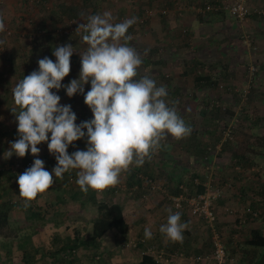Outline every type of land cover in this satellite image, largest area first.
<instances>
[{"label":"rangeland","instance_id":"1","mask_svg":"<svg viewBox=\"0 0 264 264\" xmlns=\"http://www.w3.org/2000/svg\"><path fill=\"white\" fill-rule=\"evenodd\" d=\"M52 1V0H50ZM116 0H106L105 3V10L107 12H112L117 6L118 3L115 2ZM29 3H26V5H22V0H0V17L3 18L5 23V31L4 33H0V41H3L2 44H0V66L3 64L4 66L11 65V61L16 58V51H19L20 48L18 45L21 44L22 52L30 53L35 52V44H32V35H39L42 32L36 31L39 30L42 27L43 20L45 19V13H48V11H43L42 8H45L46 5L37 4L39 2L38 0H29ZM35 2V3H32ZM164 0H156L154 1V4L158 5V8L155 7V10H150L149 8L145 9V17L149 16L147 12H151L152 15L147 17V24L143 27H136V36L133 38L131 42L129 41V45L134 47L137 52L141 55L142 58L149 59L150 56L155 53H158V51H151L150 48H152V45L155 44V42H158L159 45L157 46L159 48V54L161 56H158V58H169V60H173V68L172 73H169V76L166 77L167 79H174L178 76V79L182 81L184 77L189 76V81L192 82V78H194L193 70H199V72L209 73L212 75L214 74L213 63L216 61L214 58L216 57L217 52L213 51V47L211 46L208 48V50L204 53L205 56L203 57V44L198 42L195 43V36L196 32L199 31L200 25L202 24L201 21L198 20L199 23L196 25H191L192 20L191 19H183L180 20L177 24L176 31L172 34H164L159 35L155 34V28L153 26L157 25L160 29L164 27V24L166 22H169L171 25L169 27L174 26V23L176 22V19L172 18L171 15H174V13H171L170 9H164L160 8ZM140 6L137 10H143V8L148 7L147 3L140 4V2H137ZM134 4V3H133ZM128 6V4H122L125 8V6ZM164 5V4H163ZM156 6V5H155ZM197 6V5H196ZM84 5L82 4V9ZM181 7V6H179ZM189 8V7H188ZM191 10V7L189 8ZM150 10V11H149ZM167 10L166 15H162L161 11ZM193 11V10H192ZM175 12H181L180 10H175ZM195 12V11H193ZM83 15V14H82ZM166 17V18H165ZM47 18V17H46ZM198 18V17H197ZM234 20V19H233ZM118 22V20H116ZM236 21V20H234ZM113 22H115L113 20ZM237 22V21H236ZM61 28H64L61 27ZM69 28V27H68ZM168 30V29H167ZM61 30L56 31V35L61 36ZM7 32H10V35L7 34ZM177 32V33H176ZM25 37H24V36ZM20 36V40L16 41V37ZM23 36V37H22ZM244 36V35H243ZM41 37V38H40ZM40 42L43 43L45 38L43 37V34L40 36ZM60 39V37H58ZM205 40V38H202ZM243 42L247 44H252L251 38H237L235 42ZM199 45V47H197ZM40 45H38L39 47ZM41 47V46H40ZM88 46L84 44H78L75 48H73V55L71 57V64L74 62V57L76 55H79L86 51ZM173 48L172 52L169 50ZM212 48V49H211ZM181 49V50H180ZM175 50V51H174ZM241 53V52H240ZM237 54H233L230 56V60L234 62L237 65V62L234 60V57ZM32 57L35 58V54L32 55ZM80 57V55H79ZM245 58V56H244ZM243 58V59H244ZM55 56H53V61H55ZM17 61V60H16ZM36 61L35 59L33 62ZM20 63V61H17ZM197 62L201 63L200 67L197 66ZM2 63V64H1ZM196 64V66H193ZM234 64V66H236ZM209 65L211 67H209ZM232 64H230V68L227 70V72H222L228 74L230 73L229 77L233 76V73H235V78L232 79L231 82L228 84L225 83H219L218 91L220 96L213 95L210 97L209 105H216L219 106L223 111L229 106H232V111H234V116L225 117L220 121V124L223 126L222 129V135L223 139L226 138V133L228 130H231L235 133L236 131H240L241 126V119L242 112L245 111L247 116H250L248 121H246V136H244L248 142L243 145V154H245L247 157L251 155V157L256 156L255 159V165L252 167H249L246 170H240L237 171L236 168L232 165L231 160L229 159V155L220 156L218 153L219 151L214 153L213 159L220 160L222 159L223 162L226 161V164L224 163V173H218L216 172L215 177L220 181L222 185L227 181L226 178H228L229 181L232 183V187L227 189L226 195H225V201L230 202L227 204L220 205L217 203V212L218 216L220 217V222L218 225H216L217 229H220V231L223 233L224 241L227 248V263L226 264H255L257 258L256 253L261 250V256L259 257V264H264V249H256L247 247V249L242 251V253L239 251L236 256L234 254V251L237 247H240L243 249L245 247L246 240L251 238V232L254 230H259L264 235V71L262 68H258L257 64L248 61V59H244V61L240 64H238L236 67H234ZM2 68V66H1ZM6 69H9L8 67H4ZM181 68V69H180ZM180 69V72L176 71ZM194 70V71H195ZM236 70V71H235ZM74 71L73 68H71V72ZM5 72V71H4ZM1 73V71H0ZM162 81V80H161ZM229 93L231 96H229ZM225 94L222 98L221 96ZM229 96V97H228ZM231 98V99H230ZM9 99V98H8ZM1 99L0 101V170H3L5 166H10L15 162H24L26 158H30L29 161L32 163L34 162V159L39 158L44 161V166L46 170L49 172H52V169L56 166L57 161L53 155H51L48 151L47 143H42L38 145V147L41 149V152L38 157H34L30 151L24 158H20L13 154L11 157H9V150L10 145L12 142H15V140L18 139V133H17V121L15 118V115L10 112L11 110V101L9 100ZM194 100V98H193ZM229 100V102H228ZM173 99L169 100V105L172 103ZM195 101V100H194ZM197 101V99H196ZM195 101V103H196ZM193 102V101H192ZM202 103V102H201ZM200 104V103H199ZM182 106L177 105L176 110L178 114L182 113ZM224 108V109H223ZM77 116L76 123L79 125L81 122L86 121L87 119H92L93 115L91 114H81L79 111L74 112ZM181 116V115H180ZM202 115L193 114L192 117H190V122L192 124V130H201V121H202ZM194 118V119H193ZM193 120V121H192ZM245 123V124H246ZM256 124V125H252ZM251 127V130H248L247 128ZM245 129V128H244ZM86 131V130H85ZM237 135V134H236ZM231 137L233 139V133L231 134ZM192 137H186L180 140H176L175 138L171 137L170 135L167 137L166 140L172 141L173 145L171 146L170 143H166L165 141L162 142L161 148L158 150L157 157H161L163 155H167L168 153H172L176 156H184L187 157L190 154V151H186L182 148L184 144L181 145V142H184L186 140H189V142L194 141L195 144L198 142L197 139L191 140ZM229 139V138H228ZM204 141H208L204 138ZM254 143L252 147H250L247 144ZM195 144L194 147H191L192 154H195V150L197 149ZM259 145L261 149H254V146ZM210 145V144H208ZM170 146V147H169ZM219 147L221 145H218ZM87 143L86 138L78 140L74 142L73 145L69 146L68 152L69 154L73 153L76 150H86ZM167 147L170 148V152H167ZM194 148V149H192ZM254 149V150H252ZM28 156V157H27ZM219 157V158H218ZM197 164H187V171H199L198 173H204L207 174L206 168L196 167ZM77 171L76 170V178L77 177ZM207 173H206V172ZM213 171H216V169ZM236 172H242L243 175L237 174ZM228 175V176H227ZM205 177V175H204ZM122 178V175H121ZM54 184L53 186L47 190L46 193L38 195V197L31 202V207L39 209L40 206V212L44 214L45 216V224L49 225L44 230V237L41 238V235L39 237H35V239L31 238L30 246L33 250H38L46 252V251H52V250H59L68 238H75V236L79 233L82 237L85 239L89 238L93 235L94 231V221L98 218V215L100 213V207L99 205L105 203L104 201H113L116 204L124 205L123 208L126 210L125 216L127 218V221L130 224L129 232H128V241L129 240H138L139 237H143V239L146 240V243L144 245H141L137 249H129L127 248L125 244H122L120 242V236H118L116 231H112L109 233L105 238L102 240V249L101 253L108 254L110 257L109 264H139L138 259L142 258L143 252L146 251L148 248H153L154 250L158 251L164 248H160V244L156 242H149L148 239L145 238L144 234L137 233L136 222L138 223L139 219L142 218V216H139L137 211H140L141 209L147 207L150 203V200L152 199L150 196H146L144 198H137L139 200L134 199V194L128 193L126 189L122 190H116L114 193L107 192L109 189L105 190L102 194H97V204L94 202H87L85 207H81L78 203L79 197L76 196L74 198L71 196V189L68 188L67 185L63 186L62 180L60 178L58 183L55 182V176L53 174ZM61 180V181H60ZM225 180V181H224ZM76 179L73 182H70L72 186H75V188H78V184L76 183ZM121 181H125V179H121ZM206 181V179H205ZM222 181V182H221ZM123 182H120L122 184ZM147 186V184H144ZM62 186L60 189L59 187ZM176 186V184H175ZM119 187V186H118ZM59 188V190H57ZM138 190V189H135ZM150 191H152V188H149ZM78 191H81L80 189ZM169 191V190H168ZM13 192H9L10 196L13 197V201H17L18 203H22V197H20L19 193L16 192L15 195ZM107 192V193H105ZM70 193V194H69ZM172 193V192H171ZM170 193V194H171ZM172 195V194H171ZM174 195V193H173ZM60 198L63 197L65 202L67 203V208L61 205V209L63 210L62 215L59 216V219L57 217H54L53 213L54 211H48L47 204L51 202L52 198ZM21 198V199H20ZM254 198V199H253ZM223 199V200H224ZM258 202L260 206V212L261 217L255 221L248 222V225H243V227H240L241 225V218L239 214L235 213L237 208H239L242 205L248 206V203L251 201ZM259 200V201H258ZM136 201V202H135ZM244 202V204H243ZM24 204V203H23ZM142 206V207H141ZM38 207V208H37ZM228 207H231L234 209L232 213L230 212L232 209ZM148 211H150V208H147ZM146 210V209H145ZM188 211V210H187ZM49 212V215H48ZM189 212V211H188ZM143 214V212H142ZM147 215V214H146ZM144 215V216H146ZM17 220H22L20 213L19 215H15ZM27 217V214H26ZM191 217V215H190ZM192 218V217H191ZM190 218V219H191ZM51 219H54L51 221ZM57 221H56V220ZM197 230L199 229V233H202L204 236V233L207 235L208 230L205 226L206 223L203 221H194V219H191ZM240 222V223H239ZM29 224L26 223V228L28 230V234L31 232H34V229L31 228V224L35 225V227L40 228L41 222H33L29 221ZM198 223V224H197ZM194 226V225H193ZM25 227V226H24ZM42 227V226H41ZM49 227V228H48ZM190 232L191 230H185V232ZM9 233V232H8ZM24 234V233H23ZM30 235V234H29ZM138 237V238H136ZM29 238V239H30ZM43 240V241H42ZM206 243H205V255H208L212 252V242L209 236H206ZM127 241V242H128ZM171 244V248H172ZM246 248V247H245ZM171 250V249H170ZM176 250V249H172ZM166 251V249H164ZM79 262L77 264H103L101 259H97L95 262L90 261V252L79 250L76 253ZM147 256L153 255L152 253H147ZM59 255L56 257V260L53 258L49 259H41L38 255L35 258L36 262L34 264H60ZM14 264H19V261L14 260ZM196 264V263H195Z\"/></svg>","mask_w":264,"mask_h":264},{"label":"clouds","instance_id":"2","mask_svg":"<svg viewBox=\"0 0 264 264\" xmlns=\"http://www.w3.org/2000/svg\"><path fill=\"white\" fill-rule=\"evenodd\" d=\"M110 12L87 17L76 31H82L87 49L80 55V72L77 79L62 84L71 72V44L57 45L53 55L38 60V70L24 76L11 90L12 109L17 121L18 139L12 142L9 157L24 158L28 152L38 157V145L47 143L48 151L57 161L52 172L44 161L36 158L33 165L18 175L19 195L29 206L38 195L44 194L53 184V174L63 178L70 170L77 171V184L87 193L98 195L120 183L121 174L131 166H142L150 160L170 135L176 140L190 136L192 128L169 105L168 92L157 86L149 75L141 76L142 57L129 45L133 39L129 28L136 18L114 23ZM5 23L0 17V33ZM3 41H0L2 44ZM90 90L85 94V85ZM63 88L68 97L84 95V103L93 118L77 125V116L71 105H61L57 94ZM55 90V91H53ZM86 130V131H85ZM86 150L69 154L74 142L85 139ZM188 227L181 222L180 212H171L159 231L172 242H182ZM145 238H152L150 228Z\"/></svg>","mask_w":264,"mask_h":264},{"label":"crops","instance_id":"3","mask_svg":"<svg viewBox=\"0 0 264 264\" xmlns=\"http://www.w3.org/2000/svg\"><path fill=\"white\" fill-rule=\"evenodd\" d=\"M139 1L140 0H116L115 2L118 3V6L116 8L120 7L122 3H124V4H128L129 7H134V9H138L140 5L137 2ZM164 1L165 2H162L164 5L163 4L160 5L161 6L160 8L170 9L171 13L172 12L174 13V15H171V17L176 19V22L174 23L173 28L169 27L171 25L169 22H166L164 24V27L163 28L160 27V29L157 28L158 27L157 25L153 26L155 28V32H154L155 34L164 35V34L174 33L178 25L177 23L180 20L183 21V19L185 18L191 19L192 20L191 25L193 26L199 23L198 22L199 20L202 22V24L200 25V28H199L200 30L195 33L196 34L195 43L198 42L199 40V43H201V45L203 44L202 45L203 46V50H202L203 57L205 56L204 53L211 46L213 47V51L217 52L215 53L216 57L214 58L216 62L213 63V65L211 66L213 67V70H214V74L212 73V76L214 77V80H218V86L209 85L206 83H203V85H201L200 87L195 86L194 78H192V82L189 81L190 78L189 76H187L188 74L186 75V77L182 79V81L178 79V76L174 78L173 80L166 79L167 81H164V82L161 81V76L164 75L168 77L169 73H172L173 60H169V58H167V60L161 57L158 58V56H161L159 54V48L157 47L159 45L158 42H155V44L152 45V48H150L151 51L153 52L158 51V53H155V55L152 54L150 56L151 58L147 59L148 61L146 62L147 63L146 69L148 70L142 71L141 69L142 67L140 68V70L142 71V72L139 71L141 73L140 74L141 76L149 75L152 79L156 81V84L158 87L164 86L166 88L168 92V96L166 99L168 102L169 100H171L177 95L179 99L181 98V100L186 101L184 107L182 108V113H180V115L184 119L185 123L189 125L190 127H192V124L189 123L190 122L189 118L192 117L193 114L197 113L200 116L202 115L201 114L202 112H205V111L210 112V113L212 112L210 111L211 110L210 107L208 109L210 97H212L215 94L216 96L218 95L220 96L219 91H218L219 83L228 84L229 82L232 81V79H236L235 73H233V76L231 77H229L230 73L228 74L224 73V72H227V70L230 68V64H232L233 66L235 64L234 62H232V60H230L231 55L237 54L234 57V60L237 62V65L242 63L244 59L247 58L248 61H251L257 64L258 68H262V70L264 71V17H261L256 13L257 10H261V9L264 10V0H250L249 1L251 15H249L248 18L242 23L234 21L233 18H231L225 12L210 13L207 16H201L197 14L196 12L192 11L193 6H196V5L203 6L204 4L218 2L220 0H164ZM129 4H133V6ZM179 6H181V10H180L181 12H175V10H178ZM155 7L158 8V5L153 3V5H151L150 10L156 11ZM188 7L189 8L191 7V10ZM243 37L244 38L250 37L252 44L251 45L247 43L243 44L244 41L235 42L237 38L240 39ZM202 38H205V40H203ZM197 47H199V45H197ZM172 50L173 48H171L169 51L172 52ZM75 62L76 61L74 60L73 64H71V68H73L74 71H76ZM200 64L201 63L197 62L198 67H200ZM1 66H0V71H1L0 73V101L3 98L4 100H7L9 98L11 101V110H12L14 109V107H16V105L14 104L13 93L11 90L19 82L17 79L19 78V75L15 76V73H12L13 69L10 65L4 66L2 64ZM193 66H196V64H194ZM211 66L209 65V67ZM4 67H8L9 69L4 70L5 69ZM222 67H224L223 68L224 72H222V69H221ZM32 68L33 70L38 68L37 61L35 62V65ZM180 69H178L176 73L180 72ZM22 70H21V73H22ZM25 71L27 70L24 69L23 72ZM74 71L70 72L69 76L64 78V80L62 81V84H68L70 83L72 79L78 78L77 76L73 75ZM206 74H209V73H206ZM85 87L87 86L85 85ZM87 90L88 89H85V94ZM57 94L61 97V100H60L61 105H71L73 112L79 111L81 114H91L90 109L84 103V95L77 93L76 95L70 98L67 96L66 91L63 88H61V90H59ZM224 95L225 94H223L221 98ZM229 96H231L230 93H229ZM193 98L197 99L196 103L193 100ZM228 105L229 106H227V108H230V110H232V106H230V104ZM224 108L227 109L226 107ZM11 110L10 112H12ZM212 114L215 115L214 112ZM201 131L204 132V125L202 126V122H201ZM211 134L208 133L206 135L201 136V138H199V141H200L199 143L201 145H204V144L207 145L211 143L213 140ZM204 138L208 141H204ZM167 141L168 140H165V145ZM169 142H170V145L172 146L173 142L172 141H169ZM169 147H167L168 149L167 152L171 151ZM187 158H189V161L187 160ZM212 160H213L212 163H214V170L216 169V171H213L214 175H216V172H218L219 174L224 173L225 166H223V164L224 163L226 164V161L223 162L222 159L220 160L212 159ZM202 161L203 160H201L198 157H193L189 155L187 157L176 156V155H173L171 152L161 157L154 156L150 160H146L145 163L142 165L144 170L149 172V174H145V172H142V173L145 176L149 177L152 181L154 180L153 182L157 184V186L161 188L162 190L150 191L149 188L151 187L148 185L145 186L143 183H141V181L138 182V184H136L132 190H130L128 189V187L126 186L127 184L125 183V181L127 182L128 180L127 178L122 184L119 183L118 185L112 187V188L117 187L116 190L126 189L128 193L134 194V199L136 201L139 200L137 198H144L146 196H150L152 198L147 207L141 209L140 211H137L138 215L142 216V218L139 219L138 223L136 222L135 229H137L136 231L137 233L144 234L145 228H150L152 231V238L148 239V241L156 242L160 244L161 245L160 248L166 249V252L168 254H183L185 258H191L194 256L204 255V252H205L204 236L202 233L198 232L199 229L197 230V228L195 227L196 223L194 224V222L191 220L194 218L190 217V213L187 211V209H185L181 214V222L187 223L188 227L186 229L191 230L190 231L191 233H189L188 231L185 233L183 232L184 238L182 242L174 243L170 241L164 234H162L159 231L160 226L165 224L167 221L169 210L175 213L172 209V205L169 200V197L171 196V194L173 195V193L174 195H177L179 193L178 188H177L178 184L187 183L188 185H190L189 184L190 178L194 176V173H197L196 175L200 174L202 177L205 175L204 178H206L207 174H204V173L198 174L199 171H192V172L187 171L188 169L187 164L194 163V164H197L196 167L201 168L198 165ZM133 166L130 167V169L133 168ZM130 169L127 172H124L123 174L130 172ZM74 173L76 174L75 169H74ZM121 179H123V177L120 178V180ZM4 183L6 184V190L2 188L3 190H5V192L3 191V193L0 196V206L2 203V198L10 202V204L13 203V197L10 196V194L8 193V190L9 188H12L14 183L13 181L11 182L8 181V179H7V182L6 180H4ZM135 189H138V190H135ZM15 193L16 192H14L13 194L15 195ZM229 203L230 202H227L226 204L228 205ZM121 206L123 208L124 205H121ZM41 207L42 206H40V208ZM147 208H150L151 210L148 211ZM8 212L9 214H8L7 222L2 221L1 227H0L2 228L0 231V260H5V261L8 260L9 262H11L10 264H14L13 263L14 260L19 261V259H21L22 257L24 258V252H22L18 246L19 241L25 242L28 248L31 250V251L29 250L31 253V256L29 255L30 257L33 256L34 258H36L38 255L41 259H44L45 257L46 258L51 257L52 253L54 254L56 253V255H58L57 250H52L51 252L50 251L44 252V250L40 251V249L33 250L32 247L29 245L31 238L35 239V237H39L40 235H41V238L45 236L44 230L45 228H47V226H49L48 224L47 225L44 224L42 227L39 226L40 228L35 233L30 232L29 233L30 235H29L27 233L28 230L26 228V223L29 224L28 222L30 221L26 219V214H28V208H25L24 210H22V209H16L15 207L12 206V208ZM125 212L126 210L123 208L124 217L126 218ZM19 213H20L22 220H17L15 217V215L16 214L19 215ZM194 221H197V220L194 219ZM127 223L129 222L127 221ZM129 227H130V224H129ZM16 228H19V230L17 231ZM139 238L140 239L138 240L143 239V237L142 238L139 237ZM71 239L73 240L74 237ZM9 244L10 246H8ZM171 244H173L172 248H171ZM172 249H176V250H172ZM186 251L188 254L186 253ZM141 261H142V258L138 259V263H140ZM169 264H172V263H169ZM188 264H193V263L189 262Z\"/></svg>","mask_w":264,"mask_h":264},{"label":"trees","instance_id":"4","mask_svg":"<svg viewBox=\"0 0 264 264\" xmlns=\"http://www.w3.org/2000/svg\"><path fill=\"white\" fill-rule=\"evenodd\" d=\"M34 1V0H33ZM39 2H37V4H42V5H46L47 6L45 8H42L43 11H48V13H45V19L43 20V24L42 27L39 30L36 31H41L42 33L39 35H32V44H35V52H30V53H26L25 51L22 52L21 49V44L18 45L20 50L16 51V58L13 59L11 61V67H12V73H15L16 75H19L18 81L22 80L24 78V76L29 75L33 70V66L35 65V62L39 59H42L44 57H49L50 59H53V51L54 48L57 45H65V44H71L73 46V48H75L78 44H84L87 46V44L82 40V35L84 34L82 31L78 32L75 31L73 33L70 34H66L65 31L68 29L69 24L71 22H74L76 24H80V23H86L87 22V17L90 15H95V14H103L104 12H107L104 8L105 6V1L106 0H38ZM154 1L156 0H140V4L143 3H147L148 7L143 8V10H135L134 7H129V6H125V8L123 6H120L118 8H115L111 13V15L114 18V23H119L124 21L125 19H129V18H136V23L133 24L129 30H128V35H131L133 38H135L137 32H136V27H143L147 24L148 21H146L145 23H140V20L143 19L145 17V13L147 8L151 9V5H153ZM26 3H29V0H22V5H26ZM35 3V2H32ZM82 4L84 5L83 9H82ZM123 4V3H122ZM211 4H217V2H212ZM132 5L133 4H129ZM83 14V15H82ZM118 20V22L116 21ZM64 28H61L63 27ZM61 30V36L60 39H58L57 35L55 34L56 31ZM4 33V32H2ZM43 34V37L45 38L44 42L41 43L40 42V36ZM24 36V35H23ZM22 36V37H23ZM25 37V36H24ZM40 37V38H39ZM20 36L16 37V41H19ZM134 40V39H132ZM131 40V41H132ZM130 41V42H131ZM38 45H40L38 47ZM35 54V58L32 57V55ZM151 58V57H150ZM36 60L33 62V60ZM20 61L17 62V61ZM74 60L76 61V71L73 72V75L79 77V72H80V68H81V64H80V57L79 55H76L74 57ZM142 65L140 66V68L142 69V71H147V59L142 58ZM17 68V69H16ZM26 69L27 71L23 72V70ZM139 68V71H141ZM196 68H194L195 70ZM22 70V73H21ZM35 70H38V68H36ZM193 70V74H194V80H195V86L200 87L201 85H203V83L209 84V85H217L218 86V80H214V77L211 74H206L204 72H199V70ZM141 71V72H142ZM19 73V74H18ZM140 73V72H139ZM141 74V73H140ZM166 76H161V80L167 81L166 80ZM17 81V82H18ZM16 82V83H17ZM87 87H85V89L90 90V83L86 85ZM87 90V91H88ZM178 94V93H177ZM178 96V95H177ZM177 96H173L174 98L172 103H174V106L177 107V105L184 107L186 101L185 100H181V98L179 99ZM194 100L196 101V98H194ZM170 106H173V104H171ZM210 107V112H202V126L204 125V132H202L201 130H192L191 132V140H195L197 139V143L195 144L194 141H191V143H189V140H186L184 142H181V145L184 144L182 146V148L186 151H190L189 156H193V157H198L201 160H206V159H213L214 157V153L219 151V155L220 156H227L229 155V159L232 162V165L234 167H240V170H246L249 167H252L253 165H255V159L256 156L251 157L250 156H246L245 154H243V145L245 143L248 142V140L244 137L246 136V126L247 123L246 121H248V119L250 118V116H247L245 111L242 112V119H241V126H240V131H236L235 133L233 132V139H223V135H222V129L223 126L220 124V121L222 119H224L225 117H229V116H234V111L230 110V108H227L225 111H223L219 106L216 105H212V106H208V109ZM14 108H17L14 107ZM19 111V109L17 108V112ZM215 113L212 114V113ZM12 113V112H11ZM13 114V113H12ZM194 119V118H193ZM91 119H87L86 121H89ZM246 123V124H245ZM246 125V126H244ZM252 125H256V124H252ZM245 128V129H244ZM248 130H251V127L249 126V128H247ZM211 134L212 136V142L209 143L210 145H201L199 142V138H201V136L206 135V134ZM237 134V135H236ZM198 137V138H197ZM215 140V141H214ZM168 143L169 140H168ZM213 143V144H212ZM195 144L196 146V150H195V154L191 152V147H194ZM218 145H221L220 147ZM250 147H252L253 145H255L254 143H250L247 144ZM264 145V144H263ZM220 149H219V148ZM262 147V146H261ZM261 147L257 144L256 146H254V149H261ZM194 149V148H192ZM252 149V150H254ZM158 154V151L152 155V157L156 156ZM215 155H217V153H215ZM28 157V156H27ZM30 158H26L24 160V163H28ZM187 160L189 161V158H187ZM142 172H145V174H149V172L145 171L144 168L142 166H135L133 168L130 169V172H128V176L127 177V182L125 181V183L127 184L126 186L128 187V189L132 190L136 184H138V182H140L139 179V174H143ZM237 174H241L243 175L242 172H236ZM197 173H194V176ZM199 174V173H198ZM144 175V174H143ZM145 176V175H144ZM192 176V178L194 177ZM215 176V175H214ZM228 176V175H227ZM73 178L74 180L76 178V174L73 173L69 174L68 172L63 174V178L62 180V184L63 186L67 185V187L71 189V196H73L74 198H76V196L79 197L78 203L80 204L81 207H85L87 202H94L95 204H97V193L94 190L89 189V191L87 193L83 192L79 185L78 188H75V186H72V184L70 183V178ZM147 177V176H145ZM17 178L18 175L12 173L11 171H7L5 169L0 170V196L3 193V191L5 192L6 190V184L4 183V180L7 179L8 181H13L14 183V187L12 186V188H9L8 193L9 192H18L19 193V186L17 183ZM121 178V177H120ZM148 179H150L149 177H147ZM190 178V185H188L186 182L185 185L190 194H199V193H204L205 192V186L203 185V183L205 182V178L204 176L202 177L200 174L196 175L193 179ZM198 178L201 182L200 186H196L195 185V179ZM60 180V181H61ZM227 181L222 182V183H228L229 180L228 178H226ZM59 179H55V182L58 183ZM154 181V180H153ZM120 182H124L121 181ZM220 182V181H219ZM77 183V182H76ZM182 183V182H181ZM181 184H178V186ZM178 191H179V187ZM5 190H3V189ZM60 189L62 188V186L59 187ZM59 188H57V190H59ZM81 191H78V190ZM116 188H110L107 192H110L111 194L114 193L116 191ZM119 189V188H118ZM105 192V193H107ZM6 195V193H5ZM225 198V197H224ZM223 198V199H224ZM220 199L217 203H219L220 201V205L222 204H226L225 199ZM254 199V198H253ZM257 201V200H256ZM251 201L248 203V206L242 205L239 208H246L249 207L254 213L257 214V217L254 218L253 215H247V220L248 222L251 221H255L257 219H259L261 217V212H260V206L258 204V202ZM259 201V200H258ZM65 200L63 197L60 198H52L51 202L47 204L46 207H48V211H54L52 212L54 217H57L59 219V216L62 215L63 210L61 209V205L63 204L64 207L67 208V203H64ZM105 203L99 205L100 207V213L98 215V218L94 221V231H93V235L90 236L89 238L85 239L84 237L81 236V234H77L75 236V238L72 240L70 238H68L66 241H64V243L62 244L61 248L59 250H57V254L60 256L59 259L60 260V264H77L79 262L80 259H78L76 253L79 250H84V251H89L90 252V261L91 262H95L97 259H101V261L103 262V264H109V260H110V256L108 254H106L104 252V254L101 253V249H102V240L103 238H105L109 233H111L113 230L117 232L118 236H120V242L122 244L128 243V232H129V224L127 223L126 218L124 217V213H123V208L122 206H120L119 204L114 203L113 201H104ZM24 199L21 202H17V201H13L12 204H10V202L6 201L4 198H2V203L0 206V227H1V222H7L8 219V214H9V210L13 207H15L16 209H22L24 210L25 208H28V214L26 219L29 221H33V222H41V226H43L45 224V216L44 214H42L40 212V209H36L31 207V205L29 206H25L24 204ZM22 204V205H21ZM31 204V203H30ZM244 204V202H243ZM231 208V207H228ZM232 209V208H231ZM234 210V209H232ZM237 214V212H235ZM49 215V212H48ZM54 219H51V221ZM56 220V219H55ZM57 221V220H56ZM220 222V217L218 216V224ZM207 228V226H205ZM32 229H34L35 233L39 228L35 227V225L31 226ZM2 228H0L1 231ZM208 229V228H207ZM16 230L18 231L19 228H16ZM15 231V230H14ZM208 231L207 235L204 233V239H206V236H209L212 242V234L210 229L206 230ZM218 232L220 233V235H222V238H224L223 233L220 231V229H218ZM191 233V232H189ZM128 241V242H127ZM206 243V240H204ZM226 245V244H225ZM241 244H239V247H237L234 251V254L236 256V254L240 251L242 253V251L245 252V250L247 249V247H251V248H256V249H264V235L261 231L259 230H254L253 232H251V238L246 240L245 242V247L242 249L240 247ZM10 246V244L8 245ZM19 249L24 252V258L22 257L21 259H19V264H34V262H36V259L31 256L30 253V249L28 248V246L26 245L25 242L23 241H19L18 243ZM30 250V251H29ZM187 253V251H186ZM188 254V253H187ZM190 254V253H189ZM30 255V256H29ZM56 255V253H52L51 257H45L43 260L45 259H49V258H53L56 260V257L58 256ZM256 262L255 264H259V257L261 256V250L259 252L256 253ZM26 256V257H25ZM11 262H9L8 260H0V264H10ZM139 264H156L154 258H152L151 256H147V255H143L142 256V261Z\"/></svg>","mask_w":264,"mask_h":264},{"label":"built area","instance_id":"5","mask_svg":"<svg viewBox=\"0 0 264 264\" xmlns=\"http://www.w3.org/2000/svg\"><path fill=\"white\" fill-rule=\"evenodd\" d=\"M250 0H220L217 4L207 3L203 6H193L192 10L201 16H207L210 13H219L225 12L231 18L236 20L237 22H244L249 15H251V9L249 5ZM181 10V7L178 8ZM150 11V10H149ZM256 13L264 17V10H257ZM149 16L152 15L151 12H147ZM162 15L167 14V10L161 11ZM147 16V17H149ZM147 17H144L140 20V23H145L147 21ZM78 24L71 22L69 24V28L65 31L66 34H70L76 31ZM10 35V32H7ZM233 131L228 130L226 133V138L232 139L231 134ZM219 148V147H218ZM212 159H206L200 162L201 166L206 168L207 176L206 181L203 183L205 186L204 193L190 194L188 188L181 184L179 185V193L177 195H171L169 200L172 205V209L174 212H182L187 209L195 220L203 221L206 223L208 229H210L212 234V252L208 255H199L191 258H185L183 254H168L163 249L154 250L153 248H148L142 254L146 255L147 253H152L156 264H188L189 262L193 264H226L227 257V248L225 245L224 238L218 232L216 225H218V212H217V202L220 199H223L226 195L227 189L232 187L231 181L222 185L218 179L214 176L213 169L214 163H212ZM33 163L30 161L28 163L24 162H15L10 166H5V170L11 171L12 173L19 175L22 174L27 168L31 167ZM132 167V166H131ZM135 167V165L133 166ZM240 167H237L236 170L240 171ZM69 174L73 173V170L68 172ZM123 174V173H122ZM121 174V175H122ZM124 179L128 177V174L125 173L122 175ZM139 179L141 183L147 184L152 188V190H162L155 184L151 179H148L143 174H139ZM74 179L71 177L70 182H73ZM195 185L200 186L201 182L198 178L195 179ZM229 208H227L228 210ZM233 210L230 212L232 213ZM236 212L239 214L241 218V225H248L247 215H253L254 218L257 217V214L254 213L249 207L246 208H237ZM239 222V223H240ZM146 243L145 239L141 240H130L126 243V247L129 249H137L141 245Z\"/></svg>","mask_w":264,"mask_h":264}]
</instances>
